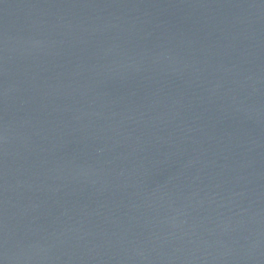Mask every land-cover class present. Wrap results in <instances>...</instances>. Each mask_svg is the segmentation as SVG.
<instances>
[{
  "label": "water",
  "instance_id": "1",
  "mask_svg": "<svg viewBox=\"0 0 264 264\" xmlns=\"http://www.w3.org/2000/svg\"><path fill=\"white\" fill-rule=\"evenodd\" d=\"M0 264H264V0H0Z\"/></svg>",
  "mask_w": 264,
  "mask_h": 264
}]
</instances>
